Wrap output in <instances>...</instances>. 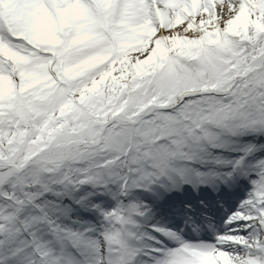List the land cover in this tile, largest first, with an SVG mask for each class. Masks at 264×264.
Masks as SVG:
<instances>
[{
	"label": "snow or ice",
	"instance_id": "6c2138e0",
	"mask_svg": "<svg viewBox=\"0 0 264 264\" xmlns=\"http://www.w3.org/2000/svg\"><path fill=\"white\" fill-rule=\"evenodd\" d=\"M0 264H264V0H0Z\"/></svg>",
	"mask_w": 264,
	"mask_h": 264
}]
</instances>
